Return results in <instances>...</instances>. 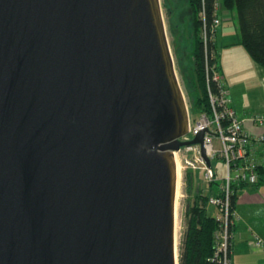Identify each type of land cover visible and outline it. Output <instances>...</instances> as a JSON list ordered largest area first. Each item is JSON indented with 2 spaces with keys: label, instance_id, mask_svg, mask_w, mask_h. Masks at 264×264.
Masks as SVG:
<instances>
[{
  "label": "water",
  "instance_id": "water-1",
  "mask_svg": "<svg viewBox=\"0 0 264 264\" xmlns=\"http://www.w3.org/2000/svg\"><path fill=\"white\" fill-rule=\"evenodd\" d=\"M187 126L160 0H0V264H179Z\"/></svg>",
  "mask_w": 264,
  "mask_h": 264
},
{
  "label": "built area",
  "instance_id": "built-area-1",
  "mask_svg": "<svg viewBox=\"0 0 264 264\" xmlns=\"http://www.w3.org/2000/svg\"><path fill=\"white\" fill-rule=\"evenodd\" d=\"M219 7V3L216 2L215 16L210 24H207L203 12L200 17V41L205 55V79L210 113L199 112L198 116L192 118L187 109L188 132L180 139L182 142L192 141L199 130L207 128L208 132L204 131L203 135V148L210 167L200 155L199 144L182 147L173 153L180 166L179 181L183 178L182 174L188 170L199 172L208 188L216 187L208 199V206L215 209L214 219L217 223L213 232V259L222 264H231L233 229L239 220L232 206V199L237 196L236 193L241 187L253 186L258 182L261 163L254 154L251 143H264V137L251 139L244 131L243 121L237 117L231 106L228 90L218 71L214 48L220 26V19L216 15ZM211 84L215 85V90L211 88ZM248 120L257 125H264V115ZM253 239L256 245H264L257 235H253Z\"/></svg>",
  "mask_w": 264,
  "mask_h": 264
},
{
  "label": "crops",
  "instance_id": "crops-1",
  "mask_svg": "<svg viewBox=\"0 0 264 264\" xmlns=\"http://www.w3.org/2000/svg\"><path fill=\"white\" fill-rule=\"evenodd\" d=\"M222 1L218 0L220 7L216 13L220 19L215 38L217 68L231 106L243 121L244 131L251 139L264 137V125L248 120L264 115V69L240 45L236 14L234 10L225 9ZM251 144L261 165L258 182L243 186L236 193L234 209L239 220L233 229L231 264H264V245H256L253 239V235H257L264 244V143ZM215 190L216 187H211L208 195Z\"/></svg>",
  "mask_w": 264,
  "mask_h": 264
},
{
  "label": "trees",
  "instance_id": "trees-1",
  "mask_svg": "<svg viewBox=\"0 0 264 264\" xmlns=\"http://www.w3.org/2000/svg\"><path fill=\"white\" fill-rule=\"evenodd\" d=\"M218 0H189L194 20V68L197 87L201 93L197 112L210 113L205 79L204 48L199 39L201 13L207 24L215 16L214 4ZM222 6L234 10L237 19L239 42L251 59L264 69V0H223ZM200 15V16H199ZM212 48H214L212 46ZM215 50V48H214ZM210 62H213L210 60ZM215 90V85H210ZM232 199V206L235 204ZM209 195L196 197L186 208L184 232L179 247V264H222L213 259V232L216 221L207 212Z\"/></svg>",
  "mask_w": 264,
  "mask_h": 264
},
{
  "label": "rangeland",
  "instance_id": "rangeland-1",
  "mask_svg": "<svg viewBox=\"0 0 264 264\" xmlns=\"http://www.w3.org/2000/svg\"><path fill=\"white\" fill-rule=\"evenodd\" d=\"M166 36L178 82L180 84L186 108L191 117L199 115L197 108L202 97L197 87L194 68V20L189 0H160ZM200 16V15H199ZM200 39V30L198 31ZM245 50V49H244ZM246 51V50H245ZM221 165L220 162H217ZM179 186V202L177 206V253L184 232V214L186 208L198 196L208 195L210 188L203 182L199 172L186 170ZM214 187V186H212ZM211 194H209L210 196ZM214 209V208H213ZM208 206L209 215L215 216V209Z\"/></svg>",
  "mask_w": 264,
  "mask_h": 264
},
{
  "label": "bare ground",
  "instance_id": "bare-ground-1",
  "mask_svg": "<svg viewBox=\"0 0 264 264\" xmlns=\"http://www.w3.org/2000/svg\"><path fill=\"white\" fill-rule=\"evenodd\" d=\"M178 170H177V194H176V205H175V241H176V260L178 262V253H177V240H178V233H177V206H178V200H179V186H180V166L177 160Z\"/></svg>",
  "mask_w": 264,
  "mask_h": 264
}]
</instances>
